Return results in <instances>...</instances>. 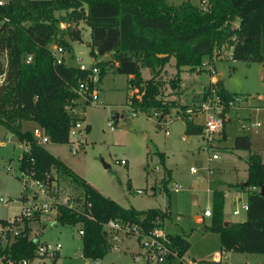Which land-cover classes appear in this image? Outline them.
I'll use <instances>...</instances> for the list:
<instances>
[{"label":"trees","instance_id":"obj_1","mask_svg":"<svg viewBox=\"0 0 264 264\" xmlns=\"http://www.w3.org/2000/svg\"><path fill=\"white\" fill-rule=\"evenodd\" d=\"M80 20L89 27L86 44L99 66L100 78L109 68L126 74V87L136 84L143 90L140 100L132 99L130 106L139 111H159L158 117H162L174 102L162 101L161 82L154 77L170 56L175 67L172 85L184 66L194 67L202 54L210 55L223 42L231 43V59L264 65V0H206L205 8L189 0H4L0 4V72H4L0 124L27 145L18 157V167L25 174L51 186L53 171L61 172L81 188L80 208L58 203L55 220L79 223L81 255L96 260L110 248L111 230L103 225L108 218L135 222L148 230L167 217L169 210L119 204L37 143L31 129L20 127L22 119L32 120L50 141L67 142L68 127L79 116L66 106L74 105L78 95L73 88L84 71L64 61L54 62L50 45L55 43L68 50L69 40H80ZM61 22L64 27L59 26ZM27 54L31 59L25 61ZM141 66L147 67L151 76L143 78ZM215 82L222 112H226L233 95L222 87L220 78ZM184 132L198 134L201 125L185 120ZM231 147L249 149L248 135L236 134ZM151 153L162 164L160 180L168 193L170 169L163 164V152L153 149ZM245 162V180L239 183L246 191L244 219L223 223V191L214 188L206 227L217 233L222 250L264 253V158L250 151ZM38 217L36 211L30 218L15 221L20 223L18 233L8 243L0 244L3 263L8 258L33 256L37 234L29 236V222ZM168 236L178 252L184 253L188 247L186 237L178 233Z\"/></svg>","mask_w":264,"mask_h":264},{"label":"rangeland","instance_id":"obj_2","mask_svg":"<svg viewBox=\"0 0 264 264\" xmlns=\"http://www.w3.org/2000/svg\"><path fill=\"white\" fill-rule=\"evenodd\" d=\"M59 26L64 27L65 23L61 22ZM88 38L86 28L82 29L81 40H70V48L63 51L65 63L77 65L94 59L88 53ZM214 53L215 51L212 55ZM210 56L202 54L197 65L184 66L179 71V83L177 81L174 85L170 81L174 79V66L172 71L166 65L155 75L154 78L161 82L159 97L162 101L173 100L175 104L169 106L167 117L164 116L166 119H158L159 111L153 110L133 114L130 102L132 99L140 100L143 90L138 85L129 96L131 84L126 87V74L108 69L100 78L101 88L97 100L87 102L81 110L83 120L88 123L81 147L78 146L73 154L68 142L46 141L42 146L57 155L103 194L123 206L131 205L138 209L167 207L169 215L162 219V227L167 232H179L186 236L188 254L184 255V259L193 261L221 258L232 264H264V253L220 250L217 233L206 227L211 217L201 216L204 207L211 208L212 187L225 189L226 180L237 179L238 181L229 184L236 192L226 189L223 196L222 218L234 221L245 217V210L240 208V203L246 200V191L239 186V179H243L245 175L246 162L243 158L246 159L250 151H257L264 158V65L256 61L231 59L226 55L217 58ZM209 67H212L213 74L219 76L222 87L231 92L234 99L225 112L224 138L220 132L210 146L206 147L201 134H186L185 119L174 117V114L181 116L182 108L194 106L201 99L210 84ZM141 73L144 77L151 76L146 67L141 68ZM202 117V113H197L194 119L201 121ZM191 119L193 120V116ZM254 120H259L258 126L250 125ZM33 126L36 125L32 120L22 119L20 122L22 129H32ZM165 126L168 128L167 134L164 133ZM236 134L248 135L249 149L231 147ZM180 135L185 138L181 139ZM1 140L4 143H0V217L10 218L21 206L33 201L37 205L43 198L39 194L32 195L29 188L25 189L21 185V170L18 167V157L23 146L21 140L15 134L5 132L0 124ZM153 149L164 151L163 164L170 168L171 189L168 193L161 189L163 168L157 155L151 153ZM212 151L217 153V157L209 159L207 155ZM120 158H124L126 163H119ZM233 165L237 166V174L231 170L224 173L215 171L216 167L228 169ZM189 166L195 170L191 171ZM210 169L213 172L210 173ZM53 172L54 179L46 190L49 198L44 199L49 203V211L40 210V220H30L28 233L39 232L41 239L58 240L61 243L59 254L53 260H45V263L145 264L141 255L123 248L127 243L131 249L136 250L137 243L131 238L116 241V247H111L95 261L85 259L81 255L80 234L77 232L79 223H60L52 216L55 202H65L74 209L80 208L81 188L61 172ZM174 182L179 183L181 188L172 187L175 186ZM136 189L141 192H136ZM233 208H237L238 212L233 214ZM133 255H137L138 260H133ZM176 262L177 258H167L158 264ZM181 264L185 262L182 260Z\"/></svg>","mask_w":264,"mask_h":264},{"label":"built area","instance_id":"obj_3","mask_svg":"<svg viewBox=\"0 0 264 264\" xmlns=\"http://www.w3.org/2000/svg\"><path fill=\"white\" fill-rule=\"evenodd\" d=\"M4 0H0V4L3 3ZM198 5L201 8L206 7V0H200ZM50 51L53 55L54 62L61 63L64 61L63 51L64 48L61 45L52 43L50 45ZM214 55L211 54V57L217 58L223 55L230 56L231 53V43L223 42L219 45L217 49H214ZM219 54L217 55V52ZM212 58V59H213ZM31 59V55L27 54L25 61ZM78 69L84 71V76L79 77L77 79V83L74 91L78 96L82 97L84 102L93 103L97 100L98 90H99V82H100V69L96 64L95 59L88 63L80 62L76 65ZM209 71L211 72L210 84L207 90L204 92L201 99L194 106H185L182 108L181 116L185 120H195L194 116L197 113H202L203 117L200 122L201 125V138L204 141V145L206 147L210 146L214 137L221 132L224 123L225 112H222L223 103L216 92L215 86V75L213 74L212 67H209ZM4 81V72H0V84ZM138 88V85L131 84L129 86V93L131 95L132 91H135ZM215 92V95H213ZM233 100H229L228 104L230 105ZM66 108L71 111L72 107L67 105ZM134 111L138 112V109H134ZM133 111V113H134ZM180 115V114H179ZM193 116V120L191 119ZM162 117H158L160 119ZM165 119V118H164ZM194 122V121H193ZM244 123H242V126ZM251 126L259 125V120H254L250 122ZM86 128V122L81 118L77 117L74 119L68 127V137L67 142L70 145V150L74 154L78 146L81 147L82 140L84 137ZM32 136L37 143H44L49 140L48 135L44 132V130L39 126H34L31 129ZM164 133H168L167 126L164 127ZM217 157L216 152H211L208 155L209 159H213ZM119 163L125 164L126 160L124 158H120ZM6 169H8L9 165L6 161L5 163ZM0 165H2L0 163ZM191 171L195 169L192 166H189ZM20 179L21 185L23 188H29L32 195H41L43 198L42 202H39L37 205L33 201L29 205L21 206L19 211L13 214L12 217L5 219L4 221H0V244L8 243L17 233L18 227L20 223H16L15 221H22L23 217L30 218L34 212L38 211L39 214L41 211H49L48 206L49 203L45 200H48V195H46L47 187H49L44 180L32 178L30 175L25 174L22 170L20 171ZM175 186H179V184L174 182ZM136 192L140 193V189H136ZM82 197V195H81ZM45 199V200H44ZM61 203L70 207V204L65 202H55L53 207L54 217L56 215L57 209L56 204ZM243 209L246 208V202L241 204ZM74 209V208H72ZM233 213L237 212V208L232 209ZM203 215H210V208H204L202 210ZM107 229L111 230V234L109 236L111 246H115L117 240H119L120 236H132L134 237L139 245L138 255H141L144 259L145 264H158L167 258H177L176 264H181L182 260L185 264H232L224 261L211 260V259H200V260H190L184 259V253H179L177 247L173 244L171 238L166 234L159 224H155L152 228L148 230H143L137 223L120 220L117 218H108L104 224ZM79 234L82 233V229L80 226L77 229ZM29 236H33V234H29ZM34 247H33V256L31 258H20L17 260H12L8 258L6 262L0 259V264H40L43 262L45 264V260L53 259L58 255L59 248L61 243L58 240H46L37 237L34 239Z\"/></svg>","mask_w":264,"mask_h":264},{"label":"crops","instance_id":"obj_4","mask_svg":"<svg viewBox=\"0 0 264 264\" xmlns=\"http://www.w3.org/2000/svg\"><path fill=\"white\" fill-rule=\"evenodd\" d=\"M167 1H169V2H171V3H178V2H175L174 0H167ZM182 1V0H181ZM190 1V0H189ZM199 1L200 0H198V2L196 3V2H194V1H191L192 3H194V4H198L199 3ZM180 2V1H179ZM80 24H78L77 23V27L79 28V30H80V36H81V32H82V29L84 30V29H88V33H89V27L83 22V21H81L80 20ZM82 26H83V28H82ZM80 40H81V37H80ZM89 40V38L86 40V42ZM69 43H70V40H69ZM70 45H71V43H70ZM87 45V44H86ZM212 54V53H211ZM210 56V55H209ZM211 57V56H210ZM173 62H174V58H173V56H170L169 57V60L163 65V67H162V69H164V67H166V65H169V67H171V68H169V69H172V71H173ZM67 64V63H66ZM68 65H70V64H68ZM73 66H76V65H73ZM142 67H145V66H141V67H139V70H140V74H141V76L143 77V78H147V77H144L143 75H142V73H141V68ZM147 68V67H146ZM184 68V67H183ZM148 69V68H147ZM161 69V70H162ZM108 70V69H107ZM109 70L111 71V69L109 68ZM149 71V70H148ZM113 72V71H112ZM174 72H175V68H174ZM115 73H117V72H115ZM150 75V74H149ZM128 76L126 75V78H127ZM216 77V79L217 78H219V76L217 75V76H215ZM179 79H180V76H179ZM178 79V80H179ZM100 83H101V81H100ZM178 83H179V81H178ZM127 84V83H126ZM101 88V86H99V89ZM98 92H99V90H98ZM128 98V97H127ZM75 103H74V105L72 106V110H71V112L73 113V114H75V115H77V116H79V117H81L82 119H83V114H82V112H81V110H82V108L84 107V104H86V102H84L83 101V99H82V97H80V96H78L76 99H75V101H74ZM135 113H137V111L135 112L134 111V113L133 114H135ZM167 115V113L165 114V115H163L162 117L164 118V116H166ZM167 117V116H166ZM174 117H180L179 115H176V114H174ZM168 118H170V117H168ZM166 119V118H165ZM85 121V120H84ZM195 123H198V122H200V121H196V120H193ZM34 122V121H33ZM36 125V124H35ZM87 126H88V123L86 122V128H87ZM184 126H185V123H184ZM258 126V125H257ZM4 127V126H3ZM34 127V126H33ZM5 129V128H4ZM28 129V128H27ZM5 132H10V131H8V130H6L5 129ZM221 132H222V134H223V138H224V123H223V127H222V129H221ZM180 137H181V139H184L185 138V136L184 135H180ZM84 138H85V134H84ZM222 138V139H223ZM84 140V139H83ZM83 140H82V142H83ZM48 141H50V140H48ZM22 143H23V146H22V149H21V151L23 150V149H26L27 148V145L23 142V141H21ZM0 143L1 144H3L4 143V141L3 140H1L0 141ZM41 145H42V143H41ZM234 149V148H233ZM158 150V149H157ZM160 151H162V150H160ZM163 152V158H164V151H162ZM213 152V151H212ZM211 153V152H210ZM53 154V153H52ZM55 155V154H54ZM209 155V154H208ZM208 155H207V157H208ZM57 156V155H56ZM58 157V156H57ZM243 160H244V162H245V159L243 158ZM64 162V161H63ZM65 163V162H64ZM66 164V163H65ZM67 165V164H66ZM245 163H244V168H245ZM236 165H233V166H231V167H228V169L227 168H224V167H216L215 168V171H217L218 173H224V172H229L230 170L231 171H233V172H235L236 173V171H235V169H236ZM169 168V167H168ZM72 169V168H71ZM170 169V168H169ZM73 170V169H72ZM209 172L211 173V172H213V169L211 170H209ZM170 174H171V171H170ZM237 174V173H236ZM81 176V175H80ZM245 176H246V172H245V175H244V178L242 179H239L240 180V182H243L244 180H245ZM85 179V178H84ZM170 179H171V175H170ZM86 180V179H85ZM87 181V180H86ZM235 181H238L237 179H234V180H226L225 182H226V185H225V189H223V188H220V187H216V189H221L222 191H223V196H224V194L226 193L225 191H226V189H230L232 192H236V190H235V188L233 187V186H230L229 184H231V183H234ZM88 182V181H87ZM169 182H170V180L167 182V187H168V191H170V189H171V186H169ZM91 186H93L90 182H88ZM177 184H179V183H177ZM94 188H96L95 186H93ZM172 187H174V188H181L180 187V184H179V186L177 187V186H172ZM215 187H212V189H214ZM98 191H100L98 188H96ZM162 189V188H161ZM173 189V188H172ZM212 189H211V192H212ZM163 190V189H162ZM244 190V189H243ZM101 192V191H100ZM102 193V192H101ZM103 194V193H102ZM105 195V194H104ZM210 201H211V199H210ZM243 202H246V200H244V201H242L241 203H240V208L241 209H243L242 207H241V204L243 203ZM204 208H207V207H204ZM203 208V209H204ZM208 208H210V207H208ZM202 209V210H203ZM243 210H245V209H243ZM232 212V211H231ZM237 212H238V209H237ZM236 212V213H237ZM233 213V212H232ZM233 214H235V213H233ZM53 217H54V214L52 215ZM201 216L202 217H209V216H207V215H203V214H201ZM0 219H7V218H1L0 217ZM35 220H40V218L38 217V219H35ZM223 220H228V221H232V220H230V219H226V218H223ZM32 221H34V220H32ZM31 221V222H32ZM56 221V220H55ZM162 220L160 221V223H159V225L161 226V229L166 233V234H175V233H178V234H183V233H179V232H173V233H171V232H167L166 230H164L163 229V227H162ZM80 226V225H79ZM78 226V227H79ZM37 235H38V237L40 238V234H39V232L37 233ZM184 235V234H183ZM185 236V235H184ZM186 237V236H185ZM125 238H131L134 242H136L137 243V247H136V250L135 249H131L130 247H129V245L126 243L125 245H124V247L123 248H125V249H128V250H130V252L131 253H137V255H138V251H139V245H138V242H137V240L134 238V237H132V236H126V237H124L123 236V238H121V236H120V238H119V240L120 239H125ZM187 239V238H186ZM119 240H117L118 242H119ZM80 243H81V239H80ZM117 244L118 243H115V246L114 247H116L117 246ZM114 248L113 246H111V244H110V248ZM109 248V249H110ZM108 249V250H109ZM107 250V251H108ZM220 250H222V249H220ZM227 251H231V250H227ZM58 254H59V252H58ZM187 255L188 254V251H187V249L184 251V255ZM137 255H133V260H138V257H137ZM85 258V257H84ZM85 259H87V260H90V259H88V258H85ZM99 259V258H98ZM220 259V261H224L225 262V260H223V259H221V258H219ZM97 260V259H96ZM212 260H217V259H212ZM91 261H95V260H91ZM227 263H231V262H227ZM46 264V263H45Z\"/></svg>","mask_w":264,"mask_h":264},{"label":"water","instance_id":"obj_5","mask_svg":"<svg viewBox=\"0 0 264 264\" xmlns=\"http://www.w3.org/2000/svg\"><path fill=\"white\" fill-rule=\"evenodd\" d=\"M105 57L107 58V57H108V55H106ZM104 165L106 166L107 164H106V163H104ZM223 223H224V224H227V223H228V220H224V221H223Z\"/></svg>","mask_w":264,"mask_h":264}]
</instances>
